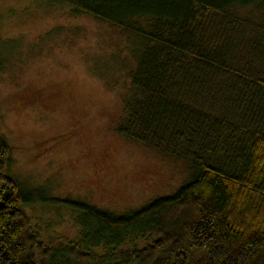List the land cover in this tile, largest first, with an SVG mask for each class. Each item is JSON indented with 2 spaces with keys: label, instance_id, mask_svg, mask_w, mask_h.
Instances as JSON below:
<instances>
[{
  "label": "trees",
  "instance_id": "trees-1",
  "mask_svg": "<svg viewBox=\"0 0 264 264\" xmlns=\"http://www.w3.org/2000/svg\"><path fill=\"white\" fill-rule=\"evenodd\" d=\"M54 1L138 40L118 132L192 175L120 215L67 201L79 238L44 244L0 139V264H264V0Z\"/></svg>",
  "mask_w": 264,
  "mask_h": 264
},
{
  "label": "rangeland",
  "instance_id": "rangeland-1",
  "mask_svg": "<svg viewBox=\"0 0 264 264\" xmlns=\"http://www.w3.org/2000/svg\"><path fill=\"white\" fill-rule=\"evenodd\" d=\"M137 46L133 35L54 0H0V139L44 244L79 238L86 217L67 201L120 215L191 178L187 163L118 132Z\"/></svg>",
  "mask_w": 264,
  "mask_h": 264
}]
</instances>
